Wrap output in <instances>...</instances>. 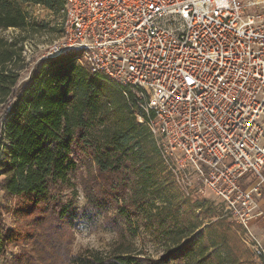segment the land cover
Listing matches in <instances>:
<instances>
[{"label":"trees","instance_id":"16d2710c","mask_svg":"<svg viewBox=\"0 0 264 264\" xmlns=\"http://www.w3.org/2000/svg\"><path fill=\"white\" fill-rule=\"evenodd\" d=\"M28 4L62 12L64 0H0V256L30 242L33 248L23 247L15 264H161L170 255L189 264H256L239 224L176 186L120 86L89 74L71 56L39 62L22 81L26 40L42 28ZM9 28L19 32L6 35ZM78 185L86 199L75 211L79 220L96 229L109 207L145 213L141 220L167 254L157 258L138 249L114 216L105 217L118 234L107 254L71 253L67 237ZM9 198L25 226L6 224ZM150 199L159 201L152 210Z\"/></svg>","mask_w":264,"mask_h":264},{"label":"built area","instance_id":"2783aa9c","mask_svg":"<svg viewBox=\"0 0 264 264\" xmlns=\"http://www.w3.org/2000/svg\"><path fill=\"white\" fill-rule=\"evenodd\" d=\"M62 14L37 63L71 56L120 86L184 196L218 198L264 264V0H64Z\"/></svg>","mask_w":264,"mask_h":264},{"label":"rangeland","instance_id":"374dc122","mask_svg":"<svg viewBox=\"0 0 264 264\" xmlns=\"http://www.w3.org/2000/svg\"><path fill=\"white\" fill-rule=\"evenodd\" d=\"M27 11L30 16L38 21L40 26L42 27L40 31L29 33V37L26 40V57L25 60V68L22 71V78H25L26 74L30 69L35 67L37 63L38 57L46 50L47 46L56 39L61 34V22L63 19V14L61 11L56 9L48 8L41 4H28ZM19 30L14 28H9L5 31L6 35H11L13 33H18ZM1 151V150H0ZM3 158V154H0V162ZM84 174H87L86 169L83 167ZM3 175H0V182L3 179ZM71 191L68 190L66 192V196L64 200H66L69 196L67 195ZM2 199V198H1ZM211 204L212 207L216 208V210L221 209V203L218 198H216L213 194H209L206 198ZM8 202L10 204V209L8 211L3 212V217L8 225V227H13L20 223L21 225H26L25 218L19 217L14 214L13 209L15 208L14 200L9 198ZM86 202L85 194L80 185H78V192L76 194L75 206L72 211L71 219L69 221L68 228V237H67V247L71 253H77L84 249L90 248L94 249L102 254H107L112 246L114 241L118 238L117 232L111 227L105 224L106 216H114L120 224L125 226L127 235L134 242L136 247L140 250H144L157 258L164 257L167 253L164 249V242L157 236L153 235L150 228L141 220L144 217L138 213H134L130 211L127 214H122L117 208L109 207L107 211L103 214H100L99 223L96 229L89 227L85 222L79 220L75 216V211L78 210L81 206H83ZM4 203V200H1V204ZM158 203V200L150 199L148 201V210H152L154 204ZM218 214V211H217ZM131 217L132 224L129 226L128 217ZM242 233L240 232V238L242 241ZM243 245L249 248L252 256V249L247 246L243 241ZM27 248V250H31L33 248V244L30 242L23 243L21 245H11L7 250L5 256H0V264H15L14 259L21 253L22 248ZM40 251V249H39ZM35 258H39L38 251L35 252ZM254 259V256L252 257ZM255 260V259H254ZM256 262V261H255ZM161 264H189L188 258H178L175 256H168L166 259L161 260Z\"/></svg>","mask_w":264,"mask_h":264},{"label":"crops","instance_id":"0c3cea01","mask_svg":"<svg viewBox=\"0 0 264 264\" xmlns=\"http://www.w3.org/2000/svg\"><path fill=\"white\" fill-rule=\"evenodd\" d=\"M253 179H254L253 175H250L249 177H246L243 180V183L246 185L250 181H252ZM260 202H261L262 207L264 208V196L261 198ZM254 230H255L256 234L262 238L263 232H264V224L261 221L255 222L254 223Z\"/></svg>","mask_w":264,"mask_h":264}]
</instances>
